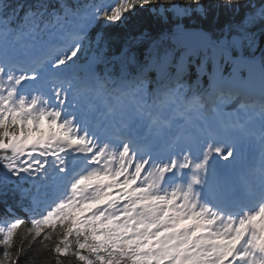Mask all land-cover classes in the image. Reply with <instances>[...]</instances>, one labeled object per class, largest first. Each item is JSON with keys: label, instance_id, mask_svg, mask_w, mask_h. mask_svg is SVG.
I'll list each match as a JSON object with an SVG mask.
<instances>
[{"label": "snow or ice", "instance_id": "1", "mask_svg": "<svg viewBox=\"0 0 264 264\" xmlns=\"http://www.w3.org/2000/svg\"><path fill=\"white\" fill-rule=\"evenodd\" d=\"M48 64L51 96L21 94ZM241 97H259L243 117L226 110ZM209 109L264 116V0H0V264L24 254L9 251L22 225L56 264H264V199L238 214L208 181L221 147L171 190L190 159L140 156Z\"/></svg>", "mask_w": 264, "mask_h": 264}, {"label": "trees", "instance_id": "2", "mask_svg": "<svg viewBox=\"0 0 264 264\" xmlns=\"http://www.w3.org/2000/svg\"><path fill=\"white\" fill-rule=\"evenodd\" d=\"M195 71L191 72L188 79ZM30 226V225H29ZM25 226L22 225L17 229L16 234L13 237V244L9 251L13 254V259L16 260V252L20 248H24V254L21 255L17 261V264H56L54 253L48 252L47 248L43 246L40 241L42 237H38L37 241H32L30 236L24 231ZM55 239V237H53ZM47 243V242H45ZM3 246L0 245V253H2ZM0 254V259H2ZM63 257L61 260L63 261ZM66 264V262H65ZM137 264H153L150 258L144 257L138 260Z\"/></svg>", "mask_w": 264, "mask_h": 264}, {"label": "rangeland", "instance_id": "3", "mask_svg": "<svg viewBox=\"0 0 264 264\" xmlns=\"http://www.w3.org/2000/svg\"><path fill=\"white\" fill-rule=\"evenodd\" d=\"M46 125V124H45Z\"/></svg>", "mask_w": 264, "mask_h": 264}]
</instances>
